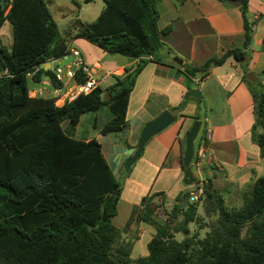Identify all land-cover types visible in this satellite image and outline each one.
Returning <instances> with one entry per match:
<instances>
[{
    "label": "trees",
    "instance_id": "obj_1",
    "mask_svg": "<svg viewBox=\"0 0 264 264\" xmlns=\"http://www.w3.org/2000/svg\"><path fill=\"white\" fill-rule=\"evenodd\" d=\"M160 1L102 0L99 16L83 30L74 29L76 35L107 53L140 63L133 71L112 75L113 83L107 88L99 86L55 105L53 96L29 94L33 85L43 81L59 87L44 66L67 51L65 37L45 0H0V27L8 22L13 30L10 49L0 47V264H264V174L250 191L241 194L238 208L227 207L211 179L207 183L210 191L204 190L198 203L189 202L187 191L169 210L162 201H155L161 193L144 197L136 221L152 226L155 233L147 243V254L132 260L131 243L118 244L120 232L112 224L121 184L96 139L71 136L84 114L105 106L112 116L100 134L126 131L127 102L135 80L146 60L164 48L162 36L170 32V27L158 29L156 6ZM217 1L239 7L244 45L220 58L211 57L201 67L185 65L188 88L192 89L196 76L204 81L212 68L229 58L240 64L241 80L253 105L251 139L264 163V71L259 81L246 77L252 36L247 20L249 0ZM71 3L79 6L76 0ZM193 120L202 118L197 114ZM203 133L202 123L197 137ZM195 143L197 148L198 139ZM181 169L184 173L182 158ZM199 205L203 216L198 214ZM159 208L167 221L156 217ZM189 224L197 226V231L176 240L175 234L187 231Z\"/></svg>",
    "mask_w": 264,
    "mask_h": 264
},
{
    "label": "crops",
    "instance_id": "obj_2",
    "mask_svg": "<svg viewBox=\"0 0 264 264\" xmlns=\"http://www.w3.org/2000/svg\"><path fill=\"white\" fill-rule=\"evenodd\" d=\"M156 9L159 16L158 29L170 27V32L162 36L164 48L152 59L146 60L147 63L135 80L127 102L126 131L122 132V137L117 134L104 136L99 132L104 124L96 125L93 136L84 138L98 141L112 171L113 162L120 165L134 153L146 123L166 110L175 117L172 125L148 141L140 156L143 165L155 175V189L148 193L145 191L132 204L133 208H138V212L134 214L128 227L129 230L138 229L139 239L142 231L140 226L144 225L149 234L146 243L151 240L155 230L146 223L136 221L141 200L153 193H161L155 199L159 198L158 202L162 201L169 210L175 199L189 189L182 182L181 158L184 137L191 128L195 115L202 118L204 130L209 132L206 161L200 167L191 164L192 175L197 181L208 183L211 179L213 187L220 193L228 187L232 191L226 202L236 204L243 188L250 191L253 182L263 171L259 148L251 139L254 123L251 95L241 80L242 67L240 64L237 67L235 60L229 58L223 65L212 68L202 82L196 83L199 77H195L192 89L197 88L201 92L200 110L194 103H187L178 110L189 90L188 78L184 73L185 65L201 67L211 57L220 58L228 50L243 47L244 21L239 7L225 5L217 0H185L180 4L174 0H161ZM247 20L254 27L248 47L247 67L255 75L251 80H255L264 71V0H249ZM75 34L77 31L69 29L64 33L66 44L72 47L76 43L78 49L72 48L80 53L85 64L95 75L101 73L97 80L102 88L113 83L112 75L121 76L127 70L133 71L140 63L139 59L122 57L103 50L101 53L94 51L88 41L79 43L72 39ZM69 38L71 41H68ZM174 59H179L182 64L174 62ZM44 69H50L49 65L46 64ZM44 86L50 87L49 82L33 85L29 95L32 97L33 91L36 93L41 90V96L52 97L51 91L45 90ZM103 97L106 98V95ZM84 116L87 114L81 117L76 128L80 126ZM111 116L110 112L105 123ZM145 249L146 247L143 256L147 254ZM132 252L133 250L130 255Z\"/></svg>",
    "mask_w": 264,
    "mask_h": 264
},
{
    "label": "rangeland",
    "instance_id": "obj_3",
    "mask_svg": "<svg viewBox=\"0 0 264 264\" xmlns=\"http://www.w3.org/2000/svg\"><path fill=\"white\" fill-rule=\"evenodd\" d=\"M45 1L50 10L53 20L57 24L61 36H64V33L68 29H70L72 25L77 21L81 22L84 25L94 22L104 7L102 0H93L90 3H85L84 0H76L79 4L78 7L74 6L71 3V0H45ZM71 30L76 31L74 29ZM12 38H13L12 26L8 22H4L0 27V39L2 45L7 49H10V46L12 44ZM72 39L79 41V43H83V41L87 42L83 38L78 37L76 34L73 36ZM68 41H71V38H69ZM87 43L88 45H90V47L94 49V51H98L99 53H101L102 50H100L98 46L90 42ZM75 44H73L72 47L78 49V47H76ZM235 64L237 67H239L238 63ZM100 76L101 73H98L97 75H95V78L98 79ZM261 78L262 76L259 75L256 81H259ZM29 85L31 86V83H29ZM44 89L49 92L51 91V88L49 86H44ZM61 101L58 102L57 105H60ZM109 116H110V111L107 107H102L99 111L94 113L93 112L88 113L87 116H84L82 118L80 126L78 128L71 130V136H73L78 140H84V138L88 136H93V134L95 133L93 129V124L97 126H101L105 124ZM63 127L65 126L63 125ZM117 135H119L118 137H122V133H117ZM128 159L123 161V163H121L120 165L119 164L115 165V162L111 164L112 172L115 175V177L118 179L122 188L121 201L119 202V205L117 207L116 216L112 219V224L120 232L118 244L131 243V247H132L131 251L133 250V252L132 255H130V258L132 260H135L139 257H143L142 254L144 248L147 246L146 242L149 240V234L145 230L144 225L140 226V230L142 231H140L139 239L137 238L138 237L137 228L135 229L132 228L131 230H129L130 229L128 227L129 223L133 221L134 214L138 212V208L137 209L133 208L132 204H134V202H137L140 196H142L145 191H147L148 193L149 191L151 192L155 189V185H153L155 175L151 173V170H149L143 165V159L141 157L131 166L129 172H125L124 164ZM262 167H263V171L260 176L264 174V163L262 164ZM227 188L221 191V194L225 198V201L232 191L231 189H227ZM248 191L249 190L245 187L241 191V194ZM157 199H155L156 202H158ZM226 205L228 208H238L241 206V198H239L236 201V204L235 203L232 204L229 201H227ZM198 214L199 216H203L202 205L198 206ZM155 215L161 221H167V215L164 213L162 209L160 208L156 209ZM178 221H180V218L176 220V222L172 223V226ZM187 229L188 230L185 231L184 233L175 234V239L181 240L183 238V234L186 235L194 234L197 231V226H195L194 224H189L187 226ZM199 233L201 237L204 236V231L200 230ZM145 252H147V249H145Z\"/></svg>",
    "mask_w": 264,
    "mask_h": 264
},
{
    "label": "built area",
    "instance_id": "obj_4",
    "mask_svg": "<svg viewBox=\"0 0 264 264\" xmlns=\"http://www.w3.org/2000/svg\"><path fill=\"white\" fill-rule=\"evenodd\" d=\"M251 30H254L253 26H251ZM47 64H49L55 82L59 84V87H53L49 83L51 93L55 98V105L61 100H74L80 94L87 95L100 86L99 81L95 78L94 71L85 64L80 53L70 45L62 56L52 59ZM35 70L37 71L38 68ZM28 77L30 78L31 74H29ZM198 82L199 81L197 80L196 83ZM32 93V97L41 96L42 91L39 90L36 93L33 91ZM197 139L198 146L194 153V164L195 166L200 167L207 159L206 153L209 132L204 130L200 139L198 137ZM203 191L204 188L202 187V182L198 181L196 184L190 186L187 190L189 202L198 203L203 197Z\"/></svg>",
    "mask_w": 264,
    "mask_h": 264
},
{
    "label": "water",
    "instance_id": "obj_5",
    "mask_svg": "<svg viewBox=\"0 0 264 264\" xmlns=\"http://www.w3.org/2000/svg\"><path fill=\"white\" fill-rule=\"evenodd\" d=\"M71 28L76 30H83L85 28V25L77 21L72 25ZM1 46H2V42L0 39V47ZM174 62L178 63L179 65L182 64V62L179 59H174ZM253 77L255 78V75L253 73L250 72L247 74L248 80H251ZM201 101H202V96L200 90L197 88H193L186 93L184 97V101L181 104V106L178 108V110L184 108V106L187 103H194L197 109L200 110ZM174 122H175V117L170 111L166 110L144 125L140 133V136L137 140V143L135 145L134 154L124 164L125 172H129L131 166L140 158L143 149L145 145L148 143V141L154 136L164 131ZM201 125H202L201 121L195 120L191 128L189 129V131H187L184 137V150L182 155V165L184 168V173H183L182 182L183 185H185L186 187H190L198 182L197 179L192 175V169L190 165L194 158L195 141L199 134ZM202 187L204 188V190L210 191L206 181L202 182ZM184 205L185 202L182 204V207Z\"/></svg>",
    "mask_w": 264,
    "mask_h": 264
}]
</instances>
